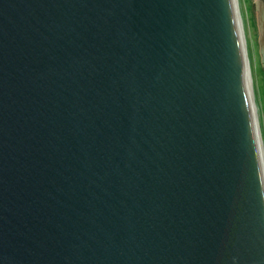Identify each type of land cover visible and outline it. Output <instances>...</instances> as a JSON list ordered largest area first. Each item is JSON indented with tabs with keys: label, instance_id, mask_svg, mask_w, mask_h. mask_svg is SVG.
<instances>
[{
	"label": "water",
	"instance_id": "obj_1",
	"mask_svg": "<svg viewBox=\"0 0 264 264\" xmlns=\"http://www.w3.org/2000/svg\"><path fill=\"white\" fill-rule=\"evenodd\" d=\"M237 17L234 0H0V264H264Z\"/></svg>",
	"mask_w": 264,
	"mask_h": 264
},
{
	"label": "rangeland",
	"instance_id": "obj_2",
	"mask_svg": "<svg viewBox=\"0 0 264 264\" xmlns=\"http://www.w3.org/2000/svg\"><path fill=\"white\" fill-rule=\"evenodd\" d=\"M242 32L246 45L253 97L259 122V131L264 149V68L259 52V26L253 0H237Z\"/></svg>",
	"mask_w": 264,
	"mask_h": 264
},
{
	"label": "bare ground",
	"instance_id": "obj_3",
	"mask_svg": "<svg viewBox=\"0 0 264 264\" xmlns=\"http://www.w3.org/2000/svg\"><path fill=\"white\" fill-rule=\"evenodd\" d=\"M234 2H235L236 10L238 11L239 24H240L241 30H242V24H241L242 21L240 19L241 17H240V13H239L238 1L237 0H234ZM244 46H245V48H244V51L243 52L245 54L244 58H245L246 67H247L248 57H247V54H246L245 40H244ZM248 66H249V63H248ZM246 79H247V90H248L249 98H250V101H251V109H252L251 111H252V114H253V118H254V121H255V125L257 127V136H258L259 122H258L257 111H256V107H255L254 97H253V89H252V81H251V71H250V68H249V71L246 70ZM259 133H260V131H259ZM257 136H256V138H257ZM259 138H260V135H259ZM259 146H260L259 154L261 153L260 155H262V159H263V163H264V149H263L262 140H259ZM260 158H261V156H260ZM262 159H261V161H262Z\"/></svg>",
	"mask_w": 264,
	"mask_h": 264
}]
</instances>
